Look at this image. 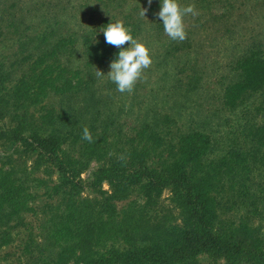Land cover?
<instances>
[{"label": "trees", "instance_id": "obj_1", "mask_svg": "<svg viewBox=\"0 0 264 264\" xmlns=\"http://www.w3.org/2000/svg\"><path fill=\"white\" fill-rule=\"evenodd\" d=\"M110 22L116 21L102 18L100 29ZM54 24L32 38L36 46L21 61L28 62L26 71L9 86V80L2 85L5 77L0 79V104L13 106L10 118H14L13 124L5 125L2 131L3 126L0 127L1 140L17 142L26 153L36 154L51 166L50 170L45 167L46 173L55 169L59 181L52 185L53 194L61 195L53 205L56 212L52 214L49 210L50 219L39 233L35 237L27 236L17 246L18 253L10 264H68L69 261L74 264H191L198 253L220 256L223 264H264V247L251 220L224 222L228 219L224 218L225 204L236 193L242 194L248 189L244 180L256 169L255 165L264 166V38L243 50L232 67L235 78L222 88L223 106L240 114L241 148L229 149L216 159H208L209 137L202 132L182 134L172 146L164 142L169 134L167 127H143L139 142L131 146L126 137L113 149L107 164L92 173L90 187H99L105 181L111 190L110 196L94 203L106 213L105 221L91 216L84 210L85 201L75 197V191L82 187L79 177L85 165L82 160L101 152L99 142L87 141L79 156L61 153L57 136L42 132L46 129L43 124H51V109L39 116L37 125L24 121V116L16 110L41 103L50 94L72 97L90 86L89 79L83 78L78 68H68L65 63L74 49L75 38L58 32L55 27L58 22ZM12 25L10 22L9 26ZM83 42V55L90 68L116 59L120 50L105 42L102 31L92 38L85 36ZM19 43L21 48L28 47L26 40L21 39ZM2 75L8 73L1 68ZM61 115L58 112L56 117ZM154 156L165 157L152 164ZM11 165L9 158L0 162V247L7 245L9 230L23 225L17 215L23 210L28 195L24 179L16 176ZM164 189L169 192L177 218L170 210L163 213L160 209L156 211V207L153 216L147 212L157 204ZM133 190L143 199L139 216L129 217L131 221H138V225L131 227L130 232L123 231L125 248H105L106 242L115 236L107 226L115 218L109 200L124 198ZM253 197L250 213L261 215L264 202L258 206V197ZM102 248L104 251H99Z\"/></svg>", "mask_w": 264, "mask_h": 264}, {"label": "rangeland", "instance_id": "obj_2", "mask_svg": "<svg viewBox=\"0 0 264 264\" xmlns=\"http://www.w3.org/2000/svg\"><path fill=\"white\" fill-rule=\"evenodd\" d=\"M178 3L182 8L192 4L198 12L196 16L183 17L184 41H173L165 34L157 15L161 0H151V3L149 0H0V69L8 73L0 76L1 80L5 77L2 85L6 80H9L7 86L12 85L26 71L28 62L21 61L36 46L32 38L46 26L58 22L55 26L58 32L72 34L75 38L74 49L65 63L68 68H78L82 77L89 79L88 89L72 97L50 94L41 103L24 105L16 110L24 116V121L37 125L39 116L51 109V124L46 121L47 124H43L46 129L42 132H52L58 138L59 151L72 156H79L85 147L87 141L82 140V132L85 126L88 127L93 140L99 142L101 152L82 160L85 164L79 174L82 187L75 191V197L85 201L82 203L86 207L84 210L99 220L106 221V213L94 204L95 200L110 196L111 190L105 181L99 187H90L92 173L107 164L113 149L126 137L131 146L139 142L143 127H167L169 134L164 142L172 146L182 134L202 132L209 137L208 159H216L227 150L242 146L240 114L223 106L222 88L235 78L232 67L243 50L264 38V0H178ZM142 8L146 9V17L140 15ZM102 18L122 21L133 38L149 49L152 65L144 70L143 78L136 83L132 93L118 92L116 85L108 80L106 73L110 71L111 61L91 68L87 65L83 40L100 31ZM10 22L12 26H9ZM21 39L28 42V47L21 48ZM96 69L105 75L97 78ZM12 108L0 104L1 131L7 127L5 125L13 124ZM58 112L62 114L60 117H56ZM8 158L16 176L24 179L28 195L23 210L17 215L23 225L9 230L7 245L0 247V264H10L18 253L15 252L17 246L27 236L31 238L39 233L50 219L49 212H56L53 205L61 196L55 197L52 189L59 181L58 172L51 169L46 173L45 167L50 170L51 166L36 154L26 153L17 142L1 140L0 135V162ZM162 158L154 156L152 164ZM255 167L244 180L248 189L242 194L236 193L232 201L225 204L226 217L223 214L222 217L228 218L224 222L251 220L264 247V207L261 215L250 213L253 196L258 197V206L264 202L260 199L264 198V166ZM109 202L115 218L107 226L110 234L115 236L106 242L105 248L122 249L127 246L122 240L123 231L128 229L130 232L131 227L138 225V221H131L129 217L139 216L143 199L133 190L126 197ZM156 203L149 207L151 211H147L150 216L154 215L156 207V211L160 209L163 213L170 210L177 218L166 189L162 190ZM259 225L261 228L257 227ZM99 251L103 252L104 248ZM190 263L223 264L224 261L217 255L198 253ZM68 264L74 263L69 261Z\"/></svg>", "mask_w": 264, "mask_h": 264}, {"label": "clouds", "instance_id": "obj_3", "mask_svg": "<svg viewBox=\"0 0 264 264\" xmlns=\"http://www.w3.org/2000/svg\"><path fill=\"white\" fill-rule=\"evenodd\" d=\"M151 3V0H149ZM146 9L142 8L140 15L145 16ZM191 14L198 15L195 6L189 4L181 7L178 0H161L158 17L161 19L165 34L173 41H184L186 39L185 25L183 17ZM105 37V42L119 48L117 58L110 62V71L107 78L116 85V90L120 93H132L135 85L143 78L144 70L152 65V59L147 46L130 34V30L125 27L122 21L110 22L100 29ZM127 44V47L123 45ZM105 73L100 70L95 71V76L101 78ZM82 140L93 142L88 127L83 128Z\"/></svg>", "mask_w": 264, "mask_h": 264}]
</instances>
